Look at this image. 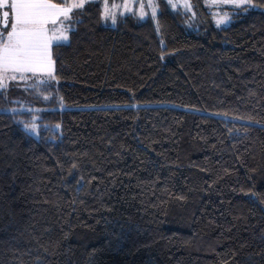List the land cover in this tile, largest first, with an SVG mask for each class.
<instances>
[{
	"label": "trees",
	"instance_id": "obj_1",
	"mask_svg": "<svg viewBox=\"0 0 264 264\" xmlns=\"http://www.w3.org/2000/svg\"><path fill=\"white\" fill-rule=\"evenodd\" d=\"M156 1H87L51 78L0 88V264H264V0Z\"/></svg>",
	"mask_w": 264,
	"mask_h": 264
},
{
	"label": "rangeland",
	"instance_id": "obj_2",
	"mask_svg": "<svg viewBox=\"0 0 264 264\" xmlns=\"http://www.w3.org/2000/svg\"><path fill=\"white\" fill-rule=\"evenodd\" d=\"M6 1L11 3V0H6ZM87 1L89 2L90 0H70L68 5L57 6V8L49 11L45 9L44 10L45 15L42 18L43 22L41 25L42 33H43L42 42H46L47 40V42H52V43L55 42L64 43L65 41H67L68 39L64 40L63 36L68 37V33H69L68 24L64 22L66 19H68V17H70L71 11H68V9L71 8V10H74L76 8H79V7H72V5L81 2H83V5H85ZM167 1H169L174 7H179L189 11V14L191 15L189 20L190 25L194 27L196 26L199 27L201 17L199 15L198 16L195 15L194 10L191 8V4L189 0H167ZM36 2L41 3V0H36ZM101 2H102V10L104 11L102 13L103 22H105L104 24L111 26L117 24L116 22L118 20V17L121 15L136 12L140 17L144 18L147 15H151V14L153 15V12H155L156 14L158 10V6H157L158 2L156 0H101ZM204 4H206L205 6L211 12L212 19L215 22V24L221 26V25H227L231 20L232 16H230L229 14V8L235 10L247 3L242 4L240 7H237L236 4L233 2V0H204ZM149 5L152 6L149 7ZM7 8L11 10V8L6 7L5 11L7 10ZM60 18H64V20L57 23L55 20L58 21V19ZM113 18H115V23H113ZM3 19H4L3 13L1 12L0 33L6 35V33L11 30V25L14 21V13L12 12V10L11 13H9L7 27L4 26V22H2ZM218 21H223V22L218 24L217 23ZM49 65H46L45 62H40V63L39 61L37 63L33 62L29 66L30 70H24L20 73H17L19 74L17 77L19 79H22V78H26L27 74H36L43 76L47 75L51 78V76L54 73V65L52 58H51V66ZM8 70H10V68ZM8 70L0 72L1 74L0 83L5 85L4 88L9 87L8 85L10 84V82L16 79V78L13 79L14 76H11L16 73H9ZM17 82L18 85L25 86V84L21 80H18ZM31 83L33 82L27 81L26 85ZM22 107L24 108L25 105L23 104L19 109H23ZM37 124H38L37 121L34 120V122H32L30 125H27L28 127H26L25 125V128L29 132L35 133L37 130ZM33 125L35 126V131H32Z\"/></svg>",
	"mask_w": 264,
	"mask_h": 264
},
{
	"label": "snow or ice",
	"instance_id": "obj_3",
	"mask_svg": "<svg viewBox=\"0 0 264 264\" xmlns=\"http://www.w3.org/2000/svg\"><path fill=\"white\" fill-rule=\"evenodd\" d=\"M237 7L242 4L251 5V0H233ZM3 6L10 7L14 13V21L11 30L4 35L0 33V66L5 71L11 68L13 71L30 70L29 66L38 58L39 49L42 46V18L45 9H54L55 4L38 3L36 0H11L10 4ZM152 5H149L151 7ZM72 7H83V2L73 4ZM247 10V9H245ZM71 11V8L68 9ZM155 16V12H153ZM9 12H3L4 26L7 27ZM218 21L217 23H222ZM115 23V18H113ZM67 40V36H63ZM54 78V77H53ZM15 79V77H13ZM5 87L0 83V88ZM26 127H28L26 125ZM35 131V126H32Z\"/></svg>",
	"mask_w": 264,
	"mask_h": 264
},
{
	"label": "crops",
	"instance_id": "obj_4",
	"mask_svg": "<svg viewBox=\"0 0 264 264\" xmlns=\"http://www.w3.org/2000/svg\"><path fill=\"white\" fill-rule=\"evenodd\" d=\"M10 4L8 1H6V0H0V13L2 12H4L5 11V8H6V6H3L4 4ZM41 3H46V4H54V3H52V2H50L49 0H41ZM55 5H57V6H63V5H58V4H55ZM10 8V7H9ZM57 8V7H56ZM55 9V8H54ZM9 10V13H11V10L10 9H8L7 8V10L6 11H8ZM48 11L49 10H52V9H47ZM64 20V18H60V19H58V21L57 20H55L57 23H59V22H61V21H63ZM2 22H4V19L2 20ZM43 44H42V46L40 47V49H39V56H38V58L34 61V63H37L38 61H39V63L40 62H45V64L46 65H49V66H51V52H50V47H51V44H54V43H52V42H47V40H46V42H42ZM3 71H5V70H3V67L2 66H0V72H3ZM9 71V73H16V74H14V75H11V74H9V75H11V76H14L16 79L15 80H22V79H19L17 76L19 75V74H17V73H20V72H22V71H13L11 68H10V70H8ZM28 75L29 74H27V77H28Z\"/></svg>",
	"mask_w": 264,
	"mask_h": 264
}]
</instances>
